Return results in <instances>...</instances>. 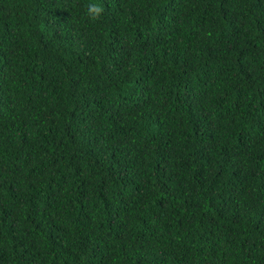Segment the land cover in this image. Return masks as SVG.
Segmentation results:
<instances>
[{
  "label": "trees",
  "instance_id": "obj_1",
  "mask_svg": "<svg viewBox=\"0 0 264 264\" xmlns=\"http://www.w3.org/2000/svg\"><path fill=\"white\" fill-rule=\"evenodd\" d=\"M0 0V264H264V0Z\"/></svg>",
  "mask_w": 264,
  "mask_h": 264
},
{
  "label": "clouds",
  "instance_id": "obj_2",
  "mask_svg": "<svg viewBox=\"0 0 264 264\" xmlns=\"http://www.w3.org/2000/svg\"><path fill=\"white\" fill-rule=\"evenodd\" d=\"M84 8V15L89 20H95L103 13L104 4L102 0H85Z\"/></svg>",
  "mask_w": 264,
  "mask_h": 264
}]
</instances>
